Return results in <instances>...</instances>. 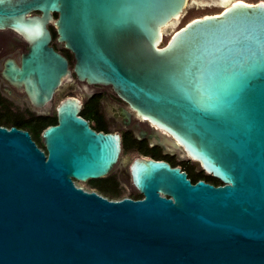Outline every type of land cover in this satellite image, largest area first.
I'll return each instance as SVG.
<instances>
[{"label":"water","instance_id":"95a60500","mask_svg":"<svg viewBox=\"0 0 264 264\" xmlns=\"http://www.w3.org/2000/svg\"><path fill=\"white\" fill-rule=\"evenodd\" d=\"M187 2L0 0V28L32 31L21 64L3 74L35 106L71 78L41 30L55 11L77 78L110 85L221 181L193 183L137 155L129 174L142 198L77 186L112 171L121 137L95 132L67 97L42 131L46 153L27 130L0 125V264H264V1H233L161 44Z\"/></svg>","mask_w":264,"mask_h":264},{"label":"flooded vegetation","instance_id":"af4514ba","mask_svg":"<svg viewBox=\"0 0 264 264\" xmlns=\"http://www.w3.org/2000/svg\"><path fill=\"white\" fill-rule=\"evenodd\" d=\"M201 1L222 2L221 0ZM51 14L52 18L48 19V21L41 26V30L47 29L50 33V39L47 43L48 46L66 57L68 67L71 70V78L70 80L62 82L55 89L51 100L43 107L35 106L29 99L24 87L11 83L3 74L9 62H13L18 66L21 64L22 57L27 55L31 42L33 41V39L29 37V33L32 31L23 32L14 28H0V118L6 117L3 119H9L13 123V126L27 125L30 129L34 128L36 130L43 123L53 120L54 123L48 124L46 126L48 127L57 124V105L67 97H74L80 100L79 116L88 122L91 129L95 132L119 133L121 137L120 156L127 151V153H137L138 156L146 158L164 160L172 167L179 166L181 170L186 172L187 177L192 181L188 175V169L193 168L198 172H201L202 169L197 162L185 154L182 148H177L175 140H173L169 134L137 117L135 111L130 109L129 105L115 93L110 85L88 84L77 78L73 70L75 62L74 55L65 46L64 41L59 39L58 28L55 23L58 13L51 11ZM28 15L40 16L42 12L34 10L28 12ZM65 84L75 86L78 90L83 91L86 95V99L82 100L73 95L70 91H60L61 87ZM59 95L62 96L59 97ZM56 100H58V103L55 105V108L51 110L50 106ZM122 110L130 112L129 117L123 116ZM10 117L14 118L10 119ZM43 130L44 128L39 133V139L34 137L32 131V133L29 130L27 131L30 133L35 144L46 153L41 137ZM174 162L179 163L175 164ZM205 174L211 176L207 173ZM200 179L216 186L220 185L203 178ZM117 181H119V179H117ZM196 181L192 182L195 183ZM137 194L140 195L139 198H142L140 193L137 192Z\"/></svg>","mask_w":264,"mask_h":264},{"label":"rangeland","instance_id":"374dc122","mask_svg":"<svg viewBox=\"0 0 264 264\" xmlns=\"http://www.w3.org/2000/svg\"><path fill=\"white\" fill-rule=\"evenodd\" d=\"M245 2H251L255 3L258 1H264V0H243ZM225 4L222 2H207V1H195V0H188L186 7L184 8L183 13L179 17V19L174 22L173 24L169 25L165 30L163 34V39L161 44H164L169 39L170 35L173 33L174 30L178 29L179 27L183 26L185 23H187L189 20L202 16L204 14H211V13H217L224 9ZM60 91H70L73 95L79 97L82 100L86 99V95L83 93V91L78 90L75 86L65 84L63 87H61ZM62 95H59L61 97ZM58 103V100L52 103L50 106L51 110L55 108V105ZM6 118V117H3ZM14 117H10L12 119ZM32 132H34V128L31 129ZM137 153H122L119 161L117 164L113 167L112 171L109 173V175L114 176L116 179H119V188L120 191L123 193V197H130L131 194H137L136 189L132 186L130 182V174H129V164L131 160L134 158V156H137ZM195 170V169H194ZM100 179V178H96ZM93 179V180H96ZM102 179V178H101ZM103 187L107 189H112L114 187L112 181L110 180H101L100 182ZM75 184L77 186L82 187L85 190H96L93 187H91V183L89 181L81 182V181H75ZM97 191V190H96ZM98 192V191H97Z\"/></svg>","mask_w":264,"mask_h":264},{"label":"trees","instance_id":"16d2710c","mask_svg":"<svg viewBox=\"0 0 264 264\" xmlns=\"http://www.w3.org/2000/svg\"><path fill=\"white\" fill-rule=\"evenodd\" d=\"M52 121L53 120H50L49 122L43 123L40 127H38L37 130L34 129V132H33L34 137L39 139L40 131L43 128H45L48 124L54 123V121L53 122ZM0 125L5 126V127H11V126H13V123L9 119L0 118ZM16 127L27 129L31 132V129L27 125L16 126ZM174 163L178 164L179 162H174ZM188 175L192 179V181H196L197 179L203 178V179L211 181L212 183L221 184V181L219 179H217L213 176H207L202 170H201V172H198V171L194 170L193 168H189L188 169ZM101 180L112 181L114 187L112 189H107V188L103 187L102 184L100 183ZM88 181L91 183V187H93L100 194L106 196L109 199H119V198L123 197V193H122V191H120V188H119V183H118L117 179L112 175H108L106 177H103L102 179L101 178L96 179V180L89 179ZM130 197L135 199V198H139L140 195L139 194H131Z\"/></svg>","mask_w":264,"mask_h":264},{"label":"bare ground","instance_id":"6f19581e","mask_svg":"<svg viewBox=\"0 0 264 264\" xmlns=\"http://www.w3.org/2000/svg\"><path fill=\"white\" fill-rule=\"evenodd\" d=\"M221 1H222V3L225 4V7H227V6L230 5L233 1H238V0H232V1H230V0H221ZM240 1H243V0H240ZM243 2H245V1H243ZM225 7H224V8H225ZM178 19H179V18H177V19H175V20L169 22L164 28H162L161 32L164 34V30H165L169 25H171V24H173L174 22H176Z\"/></svg>","mask_w":264,"mask_h":264}]
</instances>
